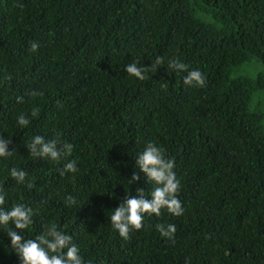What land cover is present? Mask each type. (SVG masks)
I'll return each mask as SVG.
<instances>
[{
    "label": "trees",
    "instance_id": "obj_1",
    "mask_svg": "<svg viewBox=\"0 0 264 264\" xmlns=\"http://www.w3.org/2000/svg\"><path fill=\"white\" fill-rule=\"evenodd\" d=\"M157 56V81L124 71ZM172 58L204 85L168 72ZM37 134L71 143L78 171L28 155ZM0 136L12 139L13 155L0 158L7 204L36 212L28 237L56 223L84 264H264V0H0ZM148 142L174 162L183 213L146 215L124 239L108 210L125 191H150L142 174L127 183ZM13 166L32 188L7 175ZM167 224L171 238L158 229ZM0 240V264H19Z\"/></svg>",
    "mask_w": 264,
    "mask_h": 264
},
{
    "label": "clouds",
    "instance_id": "obj_2",
    "mask_svg": "<svg viewBox=\"0 0 264 264\" xmlns=\"http://www.w3.org/2000/svg\"><path fill=\"white\" fill-rule=\"evenodd\" d=\"M38 45L32 44L36 49ZM164 63L159 56L151 62V66H145L138 61L128 63L124 71L139 81L148 80L157 81L155 78H148L149 73H155ZM166 70L172 73H186L183 77V84L186 86H203L205 83L203 74L199 70H189L188 66L179 59H169ZM175 81V77L170 75L166 81ZM17 103H23V97H17ZM39 109L31 110V117L38 115ZM30 123L29 116L21 113L16 117V126L20 129L28 127ZM12 139L0 136V158H8L13 155L9 150ZM25 147L28 155L32 158L41 157L50 163L63 164L65 173H76L78 171L76 160H66L72 151L71 143L62 142L59 137L47 139L43 135H33L25 141ZM134 167L138 169L139 174L133 171L131 177L127 179L128 186L141 180V175L147 183L152 185L150 191L146 193L145 188L136 189V194H130L125 191V196L121 199L118 206L108 210V222L111 228L118 232L121 238L127 239L129 232L133 229L139 230L143 226L146 215L155 214L159 216L161 210L179 216L183 213L181 201L177 197L180 188V180L173 171L174 162L165 158L164 150L153 142L145 144L143 149L136 153ZM7 175L12 178L17 185H23L32 188L33 184L28 179V172L23 168L13 166L8 169ZM110 198L115 197V193H108ZM8 193L3 185H0V232L8 238V251L13 252L19 261V264H84L80 254V248L73 242V236L60 229L56 223L44 225L42 230L32 237L25 233L32 231L34 224V215L36 212L30 206L22 202L7 204ZM69 205L74 200L69 197L66 200ZM162 237L171 238L176 231L174 224L158 226ZM4 241L0 240V244Z\"/></svg>",
    "mask_w": 264,
    "mask_h": 264
},
{
    "label": "rangeland",
    "instance_id": "obj_3",
    "mask_svg": "<svg viewBox=\"0 0 264 264\" xmlns=\"http://www.w3.org/2000/svg\"><path fill=\"white\" fill-rule=\"evenodd\" d=\"M248 69L250 70V67H248ZM254 102L257 104V103H260L261 101H263V98L262 96H260V93H256L254 94Z\"/></svg>",
    "mask_w": 264,
    "mask_h": 264
}]
</instances>
